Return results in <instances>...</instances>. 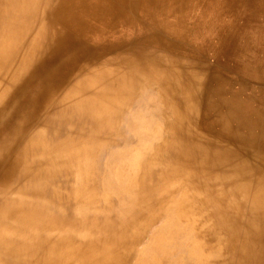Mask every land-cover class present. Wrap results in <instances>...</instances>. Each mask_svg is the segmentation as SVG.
Returning <instances> with one entry per match:
<instances>
[{
    "label": "bare ground",
    "instance_id": "obj_1",
    "mask_svg": "<svg viewBox=\"0 0 264 264\" xmlns=\"http://www.w3.org/2000/svg\"><path fill=\"white\" fill-rule=\"evenodd\" d=\"M0 264H264V0H0Z\"/></svg>",
    "mask_w": 264,
    "mask_h": 264
},
{
    "label": "rangeland",
    "instance_id": "obj_2",
    "mask_svg": "<svg viewBox=\"0 0 264 264\" xmlns=\"http://www.w3.org/2000/svg\"><path fill=\"white\" fill-rule=\"evenodd\" d=\"M222 256H223V255H222ZM222 256H221V257H222ZM222 258H224V256H223Z\"/></svg>",
    "mask_w": 264,
    "mask_h": 264
}]
</instances>
